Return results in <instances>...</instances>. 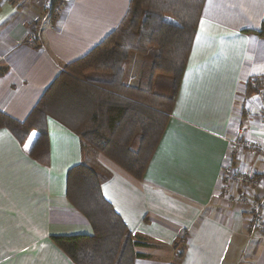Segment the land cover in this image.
I'll return each mask as SVG.
<instances>
[{
    "label": "crops",
    "instance_id": "obj_1",
    "mask_svg": "<svg viewBox=\"0 0 264 264\" xmlns=\"http://www.w3.org/2000/svg\"><path fill=\"white\" fill-rule=\"evenodd\" d=\"M3 1L0 15L6 3L18 7L0 18V66L6 68L0 111L19 121L65 64L117 26L129 4L64 0L31 43L26 37L43 13L41 1ZM262 22L264 0H204L170 114L140 179L104 154L83 149L80 137L51 116L44 162L29 154L35 133L19 142L0 128V264H74L52 236L92 233L66 197L68 171L78 164L94 170L103 197L147 245L136 248L144 257L135 264H264V227L250 231L249 210L221 190L228 141L264 147V37L255 33ZM143 60L138 53L129 56L126 85L141 81ZM253 79L260 81L259 91L243 97L241 87ZM232 164L245 180L230 192L263 200L264 219L262 157L242 148Z\"/></svg>",
    "mask_w": 264,
    "mask_h": 264
},
{
    "label": "trees",
    "instance_id": "obj_2",
    "mask_svg": "<svg viewBox=\"0 0 264 264\" xmlns=\"http://www.w3.org/2000/svg\"><path fill=\"white\" fill-rule=\"evenodd\" d=\"M203 4L129 0L117 26L84 56L64 65L26 118L19 121L0 111V128L19 142L35 133L29 154L44 162L46 118L51 116L80 137L82 148L86 143L142 178L170 114ZM255 33L264 37V22ZM132 53L144 58L137 86L123 82L124 64ZM5 70L0 66V75ZM157 77L171 79V95L153 91ZM66 197L92 229L91 234L52 236L74 264H135L144 257L136 248L147 245L133 237L103 197L93 169L84 164L69 169Z\"/></svg>",
    "mask_w": 264,
    "mask_h": 264
},
{
    "label": "built area",
    "instance_id": "obj_3",
    "mask_svg": "<svg viewBox=\"0 0 264 264\" xmlns=\"http://www.w3.org/2000/svg\"><path fill=\"white\" fill-rule=\"evenodd\" d=\"M42 7H43V13L41 15H36L35 22L33 23V28H31L30 33L26 37L27 42H36L40 38V32L43 28V26L46 23H50L51 18L57 13L60 5L63 3L64 0H58L56 3H53V0H40ZM262 110L264 113V105L262 106ZM228 154H227V160L223 166L222 172H221V190L224 194L227 195V199L230 202H233L237 204L238 206L249 210L251 214V221L249 224V230H259L263 229L264 227V219L262 214V204L263 200L261 199H253L246 196H234L230 192V187L232 184L237 183L239 181L245 180V177L240 176L237 174L236 170H234L232 161L235 157L239 155V150L242 148L255 150L259 153V155L262 157V163L264 165V147L260 144H257L255 142H247L245 140L238 141L236 140H229L228 141ZM250 184L256 185V182L251 180L249 181Z\"/></svg>",
    "mask_w": 264,
    "mask_h": 264
},
{
    "label": "rangeland",
    "instance_id": "obj_4",
    "mask_svg": "<svg viewBox=\"0 0 264 264\" xmlns=\"http://www.w3.org/2000/svg\"><path fill=\"white\" fill-rule=\"evenodd\" d=\"M0 1L4 2L3 0H0ZM17 7L18 6L14 5V4H9V3L4 4L0 18L6 14L7 15L13 14L15 12V8L17 9ZM157 85H158L157 86L158 90H157V88H155V91H158L161 95H164V96L171 95L172 82H171L170 78H159ZM260 85H261V83L258 79H253V80L247 82L244 86H242L240 91L243 94V97H246L247 92H248V94H254L253 92H258L260 89ZM263 89H264V85L262 86L261 90H263ZM233 140H236V139H233ZM238 141H243V139L238 138ZM84 148L86 150H93L94 152H96V150L93 147H91L90 145H88L86 143L84 145ZM177 259H178V256H177ZM174 263H176V262L174 261Z\"/></svg>",
    "mask_w": 264,
    "mask_h": 264
},
{
    "label": "snow or ice",
    "instance_id": "obj_5",
    "mask_svg": "<svg viewBox=\"0 0 264 264\" xmlns=\"http://www.w3.org/2000/svg\"><path fill=\"white\" fill-rule=\"evenodd\" d=\"M27 146V145H26Z\"/></svg>",
    "mask_w": 264,
    "mask_h": 264
}]
</instances>
